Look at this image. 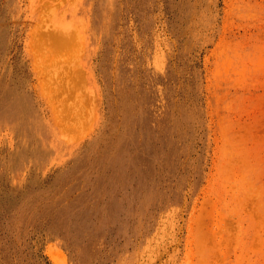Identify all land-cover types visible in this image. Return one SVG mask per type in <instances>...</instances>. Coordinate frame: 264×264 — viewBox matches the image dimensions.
<instances>
[{
    "label": "rangeland",
    "instance_id": "374dc122",
    "mask_svg": "<svg viewBox=\"0 0 264 264\" xmlns=\"http://www.w3.org/2000/svg\"><path fill=\"white\" fill-rule=\"evenodd\" d=\"M0 264H264V0H0Z\"/></svg>",
    "mask_w": 264,
    "mask_h": 264
},
{
    "label": "bare ground",
    "instance_id": "6f19581e",
    "mask_svg": "<svg viewBox=\"0 0 264 264\" xmlns=\"http://www.w3.org/2000/svg\"><path fill=\"white\" fill-rule=\"evenodd\" d=\"M105 3H103V5H104ZM70 21V20H69ZM72 21V20H71ZM67 22V21H66ZM81 22V21H80ZM71 25V24H70ZM62 26H65V30H69V32H70V29H68L69 28V24H65V25H62ZM70 34H71V32H70Z\"/></svg>",
    "mask_w": 264,
    "mask_h": 264
}]
</instances>
